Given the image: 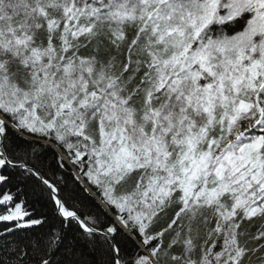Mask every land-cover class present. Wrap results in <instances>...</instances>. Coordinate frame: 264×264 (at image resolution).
<instances>
[{
  "label": "snow or ice",
  "instance_id": "snow-or-ice-1",
  "mask_svg": "<svg viewBox=\"0 0 264 264\" xmlns=\"http://www.w3.org/2000/svg\"><path fill=\"white\" fill-rule=\"evenodd\" d=\"M0 264H264V0H0Z\"/></svg>",
  "mask_w": 264,
  "mask_h": 264
}]
</instances>
